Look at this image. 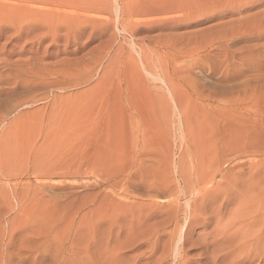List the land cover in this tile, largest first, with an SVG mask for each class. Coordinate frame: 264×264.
<instances>
[{
    "label": "rangeland",
    "instance_id": "1",
    "mask_svg": "<svg viewBox=\"0 0 264 264\" xmlns=\"http://www.w3.org/2000/svg\"><path fill=\"white\" fill-rule=\"evenodd\" d=\"M133 1L0 0V264L264 245V0Z\"/></svg>",
    "mask_w": 264,
    "mask_h": 264
},
{
    "label": "bare ground",
    "instance_id": "2",
    "mask_svg": "<svg viewBox=\"0 0 264 264\" xmlns=\"http://www.w3.org/2000/svg\"><path fill=\"white\" fill-rule=\"evenodd\" d=\"M182 1L184 2V0H146V2H144V4H142L140 6L138 5L140 2L137 3L136 5H138L139 7H137L135 4H133V5L136 6V7L134 6L135 7V10L133 9V7H131L132 6V4H131L130 8L129 7L126 8V11H129L130 9H132V11L134 10L133 12H136V14H137V12H139V13L141 12L140 13L141 16L142 15L144 16L143 13L148 14V13L151 12V14H152V12H156L157 15L159 13H161L160 15L161 16L163 15V18L160 19L158 17L160 20H158V18H156V20H154L155 23L162 24L164 22H170V23L173 24L175 22H183L185 20V17H184L185 14L184 15L183 14L182 15L179 14V11H180L179 9L182 7L181 6ZM196 1H197V3H198L199 6L202 5L201 4L202 3V0H196ZM135 3H136V1H135ZM141 3H142V0H141ZM254 3H258V2L256 1ZM128 5H129V3H128ZM243 6L236 7V8H230V9L229 8H225L223 11L214 12L213 14L211 13L210 16L213 17V18H215V17H227V15H226L227 13H230V12L236 11V10H239ZM183 7H184V5H183ZM136 8H138V9H136ZM184 8L186 10V7H184ZM28 10H26V8H25V9L21 10V12L25 11V12H28V13H32L34 11V10L33 11H31V10L28 11ZM131 12L129 11V13H131ZM139 13H138V15H140ZM156 13H154V16L156 15ZM146 14H145V16H147ZM134 15H135V13H134ZM132 16H133V14H132ZM207 16H209V15H207ZM186 23H187V21H186ZM234 26H236V25H234ZM239 30H240V28H239ZM233 31L234 30H232L231 32H233ZM237 32H239V31H237ZM173 48H174V46H173ZM166 49H168V48H166ZM187 51H188V49H187ZM95 100H92V101L95 103ZM236 237H237V242L234 243V247L230 248V250L228 252H225V253H223V251H218L217 253H215L213 255L214 257H212L213 259L211 261V264H264V245L261 243V241H260L261 238H260L259 235H253L249 239L248 236H247V234L240 233V234H237ZM263 238H264V236H263ZM225 242H226V240H223V243H225ZM226 259H228V262H225Z\"/></svg>",
    "mask_w": 264,
    "mask_h": 264
}]
</instances>
